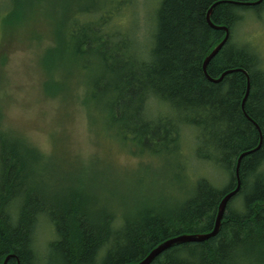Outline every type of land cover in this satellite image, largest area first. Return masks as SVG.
Here are the masks:
<instances>
[{
	"label": "trees",
	"instance_id": "16d2710c",
	"mask_svg": "<svg viewBox=\"0 0 264 264\" xmlns=\"http://www.w3.org/2000/svg\"><path fill=\"white\" fill-rule=\"evenodd\" d=\"M257 1L159 0L153 26L140 40L125 26L129 16L117 23L129 0H55V39L40 57L47 93L66 99L83 85L77 98L98 132L118 136L142 155L180 153V168L187 170L183 132L194 128V158L212 162L229 181L219 187L206 177L191 179L168 209L106 212L77 185L58 193L47 188L53 155L46 159L25 139L1 131L0 264L7 256L6 264H40L35 233L43 219L53 234L50 264H135L168 238L212 231L224 195L237 184L238 161L241 189L227 204L219 233L174 246L151 264H264V67L255 49L233 40L247 10L262 16L264 0ZM211 8L212 22L230 33L207 67L214 80L232 71L218 82L203 69L226 36L208 23ZM156 101L167 110L154 116L148 107ZM93 165L80 166L71 178L81 179L82 169L84 177L95 176ZM155 180L164 184L161 175Z\"/></svg>",
	"mask_w": 264,
	"mask_h": 264
},
{
	"label": "rangeland",
	"instance_id": "374dc122",
	"mask_svg": "<svg viewBox=\"0 0 264 264\" xmlns=\"http://www.w3.org/2000/svg\"><path fill=\"white\" fill-rule=\"evenodd\" d=\"M129 2L117 13V23L129 16L125 26L141 40L153 26L159 0ZM57 6L55 0H0V132L25 139L46 159L53 155L55 163H50L45 173L47 188L58 193L77 185L103 211L122 214L134 211L136 206L167 204L168 209L183 197L191 179L196 182L206 177L216 186L226 185L229 178L218 166L194 158V128L183 132L181 149L189 160L187 170L180 168V153L162 158L142 155L135 146L124 145L118 136L98 132L89 122L87 107L78 99L85 90L83 85L78 87V98L72 94L63 99L47 93L44 83L48 73L40 57L54 42ZM233 35L234 41L255 49L264 67V12L258 19L247 10ZM156 102L160 110L156 103L150 102L148 107L154 116L167 110L165 103ZM78 164L93 165L95 176L86 173L84 177L82 169L78 174L82 178L72 179L71 174L81 169ZM127 170L134 173L132 178ZM158 175L163 177V185L155 180ZM52 240V228L43 219L35 233L40 264H50Z\"/></svg>",
	"mask_w": 264,
	"mask_h": 264
},
{
	"label": "water",
	"instance_id": "95a60500",
	"mask_svg": "<svg viewBox=\"0 0 264 264\" xmlns=\"http://www.w3.org/2000/svg\"><path fill=\"white\" fill-rule=\"evenodd\" d=\"M262 0H258L255 4H258L260 3ZM211 13H212V8L209 10L208 12V15H207V21L208 23L215 29H224L226 30V36L225 38L223 39V41H221L212 51L211 53L205 58L204 60V64H203V69H204V72L207 74V76L213 80V81H220L224 75L226 73H229V72H232V71H229V72H226L224 73L219 79H212L208 73H207V67H208V64L209 62L212 60V58L220 51V49L224 46V44L226 43L227 39L229 38V30L227 27H223V26H217L216 24H214L211 20ZM249 91V90H248ZM248 91H247V94L245 95L244 99H243V108H244V104H245V101L247 99V96H248ZM261 145V144H260ZM246 154V153H245ZM244 154V155H245ZM243 156V155H242ZM241 156V157H242ZM239 167H240V161L238 162L237 164V176H238V184L237 185V188H235L233 191H231L227 196L226 198L221 202L220 204V207H219V212H218V215H217V218H216V224H215V227L213 229L212 232L208 233V234H204V233H199V234H196V235H179V236H176V237H173L171 238L170 240H168L167 242H164L163 244L159 245V246H156L149 254L148 257H146L144 260L140 261V262H137L135 264H151L152 260H154L159 254H162L164 253L166 250H168L169 247H172L173 245L175 244H179V243H185V242H202V241H205L211 237H214L216 236L219 231H220V228H221V224H222V220L224 218V214H225V211H226V208H227V204L229 202V200L239 191V188H240V178H239ZM5 264V263H4Z\"/></svg>",
	"mask_w": 264,
	"mask_h": 264
},
{
	"label": "bare ground",
	"instance_id": "6f19581e",
	"mask_svg": "<svg viewBox=\"0 0 264 264\" xmlns=\"http://www.w3.org/2000/svg\"><path fill=\"white\" fill-rule=\"evenodd\" d=\"M228 30H229V29H228ZM229 36H230V35H229ZM228 39H229V38H228ZM228 39H227V41H228ZM222 41H223V40H222ZM227 41H226V42H227ZM205 74H206V73H205ZM206 75H207V74H206ZM249 81H250V80H249V78H248V85H247L248 87H247V91L249 90ZM238 162H239V161H238ZM236 177H237V184H236L235 188H237V185H239V184H238L237 170H236ZM239 178H241V177H240V173H239ZM240 180H241V179H240ZM241 183H242V181H240V188H239V191H240V189H241ZM235 188H233L231 191H233ZM231 191L227 192V193L224 195L222 201L226 198V196H227ZM239 191H238V192H239ZM238 192H237V193H238ZM237 193H236V194H237ZM236 194H235V195H236ZM235 195H234V196H235ZM234 196H233V197H234ZM233 197H232V198H233ZM232 198H231V199H232ZM231 199H230V200H231ZM230 200H229V202H230ZM222 201H221V202H222ZM229 202H228V203H229ZM220 204H221V203H220ZM219 207H220V206H219ZM218 212H219V211H218ZM217 215H218V214H217ZM215 224H216V223H215ZM221 225H222V224H221ZM212 231H213V230H212ZM212 231L205 232L204 234H208V233H210V232H212ZM196 234H199V233H183L182 235H196ZM172 238H173V237H172ZM211 238H212V237H211ZM170 239H171V238H168V239L164 240L163 242L159 243L157 246L163 244L164 242H167V241L170 240ZM185 243H187V242H185ZM181 244H183V243L175 244V245H173L172 247L177 246V245H181ZM172 247H169L168 249H170V248H172ZM149 254H150V253H148V255H146V257H148ZM160 255H161V254H159L158 256H160ZM158 256H157V257H158ZM146 257H145V258H146ZM157 257H156V258H157ZM145 258H143L142 260H144ZM8 259H9V256H7V258H6L5 262H4L5 264H6V262H7ZM142 260H141V261H142ZM154 260H155V259H154ZM154 260H152V262H153ZM19 262H20V261H19ZM152 262H151V263H152ZM18 264H20V263H18Z\"/></svg>",
	"mask_w": 264,
	"mask_h": 264
}]
</instances>
